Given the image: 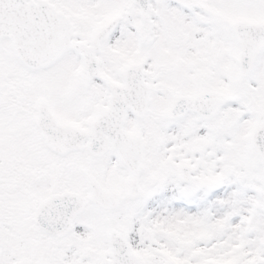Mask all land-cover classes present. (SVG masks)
<instances>
[{
	"label": "snow or ice",
	"instance_id": "snow-or-ice-1",
	"mask_svg": "<svg viewBox=\"0 0 264 264\" xmlns=\"http://www.w3.org/2000/svg\"><path fill=\"white\" fill-rule=\"evenodd\" d=\"M0 264H264V0H0Z\"/></svg>",
	"mask_w": 264,
	"mask_h": 264
}]
</instances>
